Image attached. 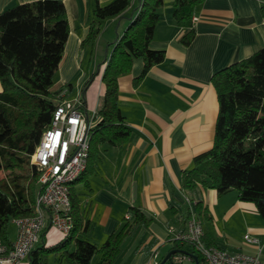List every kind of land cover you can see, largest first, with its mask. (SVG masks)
I'll return each mask as SVG.
<instances>
[{
	"label": "crops",
	"instance_id": "crops-1",
	"mask_svg": "<svg viewBox=\"0 0 264 264\" xmlns=\"http://www.w3.org/2000/svg\"><path fill=\"white\" fill-rule=\"evenodd\" d=\"M31 1L35 0H0V13ZM62 1L70 34L56 84H72L74 90L76 83L79 98L85 82L96 72L84 110L93 116L106 90L105 62L135 15V5L102 22L91 51L82 44L95 19L94 10L113 0ZM167 1L160 9L162 18L151 43L152 48L166 51L165 60L136 83L144 68V60L136 58L132 70L119 78L120 106L132 133L123 145L102 143L99 155L88 162L85 176L75 185L91 222L88 238L99 246L130 218L133 207L151 219L150 224L134 229L114 264H156L173 250L175 235L185 227L190 209L182 174L215 141L219 101L213 75L264 47V0H201L193 16L196 35L188 46L182 43L188 30L178 26L173 0ZM194 195L211 213V219L203 220L209 241L264 260V219L255 203L241 200L237 190L220 195L215 189L199 187ZM48 232V246L61 240L56 230ZM247 234L258 238V243L248 242ZM16 238L10 235L12 242ZM27 259L19 264H30ZM50 264L56 263L52 259Z\"/></svg>",
	"mask_w": 264,
	"mask_h": 264
},
{
	"label": "trees",
	"instance_id": "trees-1",
	"mask_svg": "<svg viewBox=\"0 0 264 264\" xmlns=\"http://www.w3.org/2000/svg\"><path fill=\"white\" fill-rule=\"evenodd\" d=\"M166 0H140L129 27L118 37L105 62L102 80L105 93L100 100L96 126L92 130L89 161L108 142L123 145L132 130L120 106L119 78L132 70L134 60L142 58L144 68L139 83L150 69L162 63L166 51L151 47L156 26ZM133 0H113L97 5L95 19L83 41L84 48L94 50L102 22L124 13ZM201 0H173V18L188 32L182 43L190 45L196 35L193 16ZM264 14V5L262 7ZM70 34L67 10L62 0H35L18 4L0 13V232L12 246L9 227L17 218L36 214V201L42 191L40 169L32 163V154L43 133L52 125L55 111L73 91L72 84L56 88L55 76L64 57ZM97 73L85 82L80 95L86 110L87 91ZM219 101L216 135L211 149L197 155L193 166L182 174V189L195 202V213L202 220L211 219L209 209L194 194L199 187L211 188L220 195L232 190L243 201L256 204L264 219V47L250 57L235 62L212 78ZM65 88L69 91L62 96ZM71 186V215L74 226L69 235L51 246L46 244L48 226L42 241L32 250L30 264H114L126 239L139 225H148L141 208L133 207L130 218L97 245L88 238L91 222L81 206L75 185ZM188 209L185 224L191 217ZM209 246H216L207 237ZM169 263L177 253L201 255L193 245L174 241ZM96 256L99 257L94 263ZM160 261L159 264L163 263Z\"/></svg>",
	"mask_w": 264,
	"mask_h": 264
},
{
	"label": "built area",
	"instance_id": "built-area-1",
	"mask_svg": "<svg viewBox=\"0 0 264 264\" xmlns=\"http://www.w3.org/2000/svg\"><path fill=\"white\" fill-rule=\"evenodd\" d=\"M67 91H63L62 96ZM80 98H65L57 107L52 125L46 129L32 154V163L40 169L42 191L36 201V214L14 220L18 234L9 246L0 232V264H19L42 241L49 226L62 237L70 234L74 221L71 215V186L87 170L92 130L98 115L89 116L81 107ZM192 211L185 227L175 235L174 241L189 243L201 255L199 264H264L258 255L209 246L204 241L203 220L195 213V202L185 197ZM49 232H47L48 234ZM246 240L258 243V238L247 234ZM196 254L177 253L173 264H197ZM159 252H154V258ZM159 264V260L156 261Z\"/></svg>",
	"mask_w": 264,
	"mask_h": 264
},
{
	"label": "rangeland",
	"instance_id": "rangeland-1",
	"mask_svg": "<svg viewBox=\"0 0 264 264\" xmlns=\"http://www.w3.org/2000/svg\"><path fill=\"white\" fill-rule=\"evenodd\" d=\"M169 1V0H168ZM167 1V2H168ZM139 4H140V0H133V2H132V5L130 6V7H133L134 5H135V7L133 8V10H137V7L139 6ZM173 4V3H172ZM169 7H171L170 5H169V3H167L166 4V7H165V9L166 10H168L167 8H169ZM171 8H173V5H172V7ZM174 9V8H173ZM136 13H137V11H135ZM129 22L131 23V20H129ZM130 23L128 24V27H129V25H130ZM127 27V28H128ZM126 28V29H127ZM57 80H58V78L55 80V83H57ZM57 85V84H56ZM74 85L76 86V88L73 90V91H71L72 92V94H69V95H67V99H71V100H75L76 99V96L78 95L77 94V92H78V88H77V84L76 83H74ZM58 87V85L56 86V88ZM70 92V93H71ZM79 97V96H78ZM5 176V173L4 172H0V177L2 178V177H4ZM9 232H10V235H11V238L12 239H15V236L17 235V233H18V226L16 225V223L15 222H12L11 224H10V227H9ZM99 259V257L98 256H96V258L94 259V262H97V260ZM29 261V259H27V261L26 262H28ZM166 264H169V262H167Z\"/></svg>",
	"mask_w": 264,
	"mask_h": 264
},
{
	"label": "water",
	"instance_id": "water-1",
	"mask_svg": "<svg viewBox=\"0 0 264 264\" xmlns=\"http://www.w3.org/2000/svg\"><path fill=\"white\" fill-rule=\"evenodd\" d=\"M174 253H175V251H171V252L166 256V258L164 259V262H163V263H166L167 261H169ZM194 257H195V259H196V263L199 264L198 256H197V255H194Z\"/></svg>",
	"mask_w": 264,
	"mask_h": 264
}]
</instances>
